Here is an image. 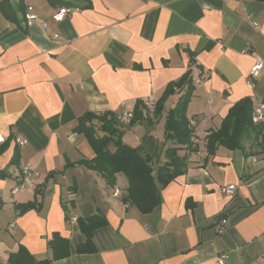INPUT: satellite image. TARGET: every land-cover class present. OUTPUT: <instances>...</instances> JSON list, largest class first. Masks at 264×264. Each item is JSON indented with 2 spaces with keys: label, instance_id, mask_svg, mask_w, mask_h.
I'll list each match as a JSON object with an SVG mask.
<instances>
[{
  "label": "crops",
  "instance_id": "0c3cea01",
  "mask_svg": "<svg viewBox=\"0 0 264 264\" xmlns=\"http://www.w3.org/2000/svg\"><path fill=\"white\" fill-rule=\"evenodd\" d=\"M65 1L82 9L57 23L62 7L49 0H25L24 11L9 0L10 17L0 0V264H13L18 253L32 258L19 264H217L221 257L224 264H264V153L246 145L219 147L213 156L206 149L235 104L249 98L254 110L264 102V76L248 83L264 58V1ZM188 71L195 91L187 117L196 127L192 152H179L188 155L187 170L160 189L158 209L142 214L124 200V174L109 186L82 164L95 152L79 120L133 112ZM181 95L167 100V114L153 127H120L123 143L152 157L154 170L176 146L165 123ZM22 165L40 173L36 191L14 193ZM228 186L235 194H222ZM34 202L36 209L21 212ZM95 216L107 225L93 231L94 251L79 252L88 242L79 219ZM57 237L65 244L54 250Z\"/></svg>",
  "mask_w": 264,
  "mask_h": 264
},
{
  "label": "trees",
  "instance_id": "16d2710c",
  "mask_svg": "<svg viewBox=\"0 0 264 264\" xmlns=\"http://www.w3.org/2000/svg\"><path fill=\"white\" fill-rule=\"evenodd\" d=\"M24 1L19 0L23 11ZM49 1L53 6L79 7L82 9L81 6L71 1ZM2 8L10 17L9 14L13 10L9 0H2ZM192 81L191 71H188L179 81L170 83L161 98L157 100L152 117L144 102H138L133 111V119L130 125L142 121L151 125L154 119L162 116L167 100L178 93L182 94L177 105L170 110L165 123L166 138L174 141L176 146L165 151L166 162L159 165L155 170L151 165L152 157L143 155L140 149L129 147L123 143L120 131L122 124L119 123L115 114L98 116L88 113L79 120L78 131L85 134L95 152L94 159L84 161L82 164L102 175L109 186L115 185L117 174H124L129 181L127 195L124 200L135 206L142 214H151L158 209L161 205L160 189L169 185L187 170L188 155L183 156L179 152L185 147L187 151L192 152L191 121L187 117L188 106L195 91ZM252 114L253 103L251 99L246 98L235 104L222 121L221 127L208 135L206 140L208 155L213 156L219 147H225L232 151L244 149V138L247 142H250L251 148L256 147V145L260 147L262 143L264 144L262 142L264 141V125H255L252 120ZM114 137L118 138V140L114 141ZM260 137L262 138L261 143L259 142ZM111 145L115 147L114 151L110 149ZM4 149V147H0V155ZM261 153H264V148ZM18 158L19 155L16 153L12 162L17 163ZM0 177H6L5 172H0ZM37 207V202L20 205L21 212L36 209ZM79 224L88 240L86 246L81 247L79 252L86 251V248L94 251L92 233L94 230L106 226L107 222L95 216L86 220L79 219ZM60 242L65 244L64 240L59 237L51 242L54 250H57ZM22 255V253L12 254L10 256L11 263L19 264L22 261H31V257L26 259ZM67 255L68 253L55 258H62ZM48 262L37 264H47Z\"/></svg>",
  "mask_w": 264,
  "mask_h": 264
},
{
  "label": "built area",
  "instance_id": "2783aa9c",
  "mask_svg": "<svg viewBox=\"0 0 264 264\" xmlns=\"http://www.w3.org/2000/svg\"><path fill=\"white\" fill-rule=\"evenodd\" d=\"M81 9L79 7H62L59 9V11L54 15L53 19L55 22H61L66 16H69L70 14L79 12ZM26 19L29 24H33L37 21V16L33 12V8L28 6L27 7V13H26ZM54 39H58V35H54ZM264 76V58L258 59L254 66L251 69L250 72V79L248 83L253 86L255 81L260 80ZM196 85L201 83V80H196L194 82ZM156 102L152 100H146L144 101V105L149 111L150 116H153V113L156 108ZM133 119V112H126L123 114H119L117 116V120L122 125H129L131 123V120ZM252 120L255 125H264V102L260 103L258 107H256L253 110L252 114ZM195 127L196 123L191 121L190 128L192 130V143L195 142ZM3 142V138H0V143ZM16 143L18 145H26L28 142L26 140L16 139ZM198 159L201 160L204 158V155L202 152H197ZM40 177V173L33 168H31L29 165H22L21 171L19 174V182L17 187L14 190V193H17L19 191H36L38 189V186L35 183V180ZM222 194L224 195H233L236 192L235 186H228L222 188ZM115 194H118L119 192H114ZM227 220H222L219 225V232H222V228L226 225ZM225 263V257L219 258L217 264H224Z\"/></svg>",
  "mask_w": 264,
  "mask_h": 264
},
{
  "label": "rangeland",
  "instance_id": "374dc122",
  "mask_svg": "<svg viewBox=\"0 0 264 264\" xmlns=\"http://www.w3.org/2000/svg\"><path fill=\"white\" fill-rule=\"evenodd\" d=\"M167 109V108H166ZM164 114L166 115L167 114V111L165 110L164 111ZM148 124V123H147ZM151 126L153 127L154 126V124L152 123L151 124ZM261 140H262V138L260 137V139H259V142L261 143ZM262 142H264V141H262ZM243 145H246L250 150H253V149H259L260 148V150H262L263 148H264V144L262 143L261 144V146L260 147H258L257 145H256V147H254V148H251L252 146H251V144H250V142H247V140L244 138L243 139ZM246 148V147H245Z\"/></svg>",
  "mask_w": 264,
  "mask_h": 264
},
{
  "label": "water",
  "instance_id": "95a60500",
  "mask_svg": "<svg viewBox=\"0 0 264 264\" xmlns=\"http://www.w3.org/2000/svg\"><path fill=\"white\" fill-rule=\"evenodd\" d=\"M117 140H118V138L114 137V141H117Z\"/></svg>",
  "mask_w": 264,
  "mask_h": 264
}]
</instances>
